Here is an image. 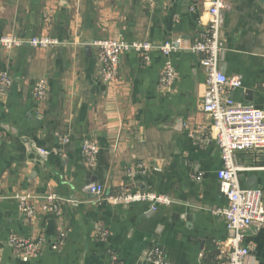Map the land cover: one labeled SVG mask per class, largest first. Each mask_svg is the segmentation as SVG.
<instances>
[{"label":"crops","instance_id":"0c3cea01","mask_svg":"<svg viewBox=\"0 0 264 264\" xmlns=\"http://www.w3.org/2000/svg\"><path fill=\"white\" fill-rule=\"evenodd\" d=\"M227 6L221 69L243 79L235 100L264 109V0ZM209 8L207 0H0V37L59 42L0 47V72L13 83L0 92V264H152L145 256L154 244L171 264H226L219 247L232 236L216 214L227 202L220 151L202 107L200 57L187 47L174 54L177 81L164 92L159 78L166 61L159 51L149 64L136 52L121 56L120 81L110 85L97 49L88 45L120 38L155 45L180 38L192 45L210 21ZM40 79L48 82L43 102L32 97ZM57 133L70 141L61 143ZM86 139L99 146L93 166L82 150ZM237 161L247 168L241 184L248 188L254 180L252 188L264 190L260 154L241 152ZM90 185H101L103 196L88 193ZM126 191L155 192L173 203L152 212L148 203L107 200ZM53 193L64 200L59 217L27 221L17 207L16 196ZM60 232L67 233L65 245L52 251ZM12 233L48 247L25 262L8 244ZM245 237L250 264H264V229L254 224Z\"/></svg>","mask_w":264,"mask_h":264},{"label":"built area","instance_id":"2783aa9c","mask_svg":"<svg viewBox=\"0 0 264 264\" xmlns=\"http://www.w3.org/2000/svg\"><path fill=\"white\" fill-rule=\"evenodd\" d=\"M154 3L157 0H145ZM229 0H207L210 21L203 25L202 31L189 45V50L198 55L206 78V90L203 100V112L210 116L211 126L209 130L214 137L217 148L220 151L222 170L220 173V193L227 202L224 209L217 210L227 229L234 232V236L219 247V254L226 264H250L251 249L244 244L247 231L258 224L264 229V190L259 188H247L241 184V174L247 168L238 165L237 156L241 152H256L260 154L264 165V109L255 108L253 105L235 100L234 93L243 87V79L238 76H226L221 69L220 42L221 14L227 9ZM184 42L178 38L166 40L163 44L155 45L152 42L131 41L125 39L97 40L91 44L98 52V63L101 65L103 80L110 85L117 84L120 80V58L124 54L136 52L140 54L142 62L149 64L153 51H159L165 59L159 82V88L168 92L174 88L177 81V69L172 61V56L183 50ZM28 45L33 48H49L59 45V42L49 36L21 39L7 35L0 37V47L7 51H14ZM12 79L8 72H0V92L6 94L12 87ZM48 82L40 79L33 87V99L43 102L47 96ZM61 143L70 141L69 135L57 133ZM83 153L90 166L96 162L99 146L91 139H86L82 147ZM46 151H41L45 155ZM137 168L141 174L146 169L142 164ZM264 169V167H263ZM132 172L129 176H133ZM93 194L103 196L104 188L94 186ZM17 207L27 221H32L38 215L61 216L63 214L62 200L56 194H48L37 199L31 195L16 196ZM112 204L118 203L131 205L135 203L150 204V211H157L161 206H171L173 201L165 195L155 192L135 191L124 192L117 197L107 198ZM106 235V232L104 233ZM66 232H60L57 240L49 248L59 251L65 245ZM8 244L16 254L25 262L30 258L41 255L48 247L42 241L26 239L12 233ZM145 258L152 264H171L165 258L161 245L154 244L147 252ZM112 259L117 261L116 257Z\"/></svg>","mask_w":264,"mask_h":264},{"label":"water","instance_id":"95a60500","mask_svg":"<svg viewBox=\"0 0 264 264\" xmlns=\"http://www.w3.org/2000/svg\"><path fill=\"white\" fill-rule=\"evenodd\" d=\"M223 14H224V12H222V14H221V20H222V18H223ZM91 44H93V42L92 43H90V44H88V45H90L91 46ZM184 47H189V44H184ZM223 72V71H222ZM256 184H254V180H253V182L252 181H250L249 183H248V188H252V186H255ZM95 185H90V186H87L86 187V191L88 192V193H93L92 192V190H93V187H94ZM230 233H231V236L233 237L234 236V232L233 231H230Z\"/></svg>","mask_w":264,"mask_h":264}]
</instances>
